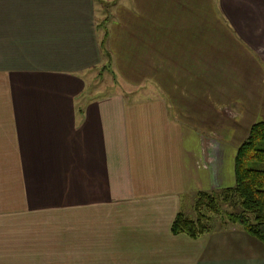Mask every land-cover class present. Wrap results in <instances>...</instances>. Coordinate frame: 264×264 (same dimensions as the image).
<instances>
[{"label":"crops","instance_id":"0c3cea01","mask_svg":"<svg viewBox=\"0 0 264 264\" xmlns=\"http://www.w3.org/2000/svg\"><path fill=\"white\" fill-rule=\"evenodd\" d=\"M260 121L264 0H0V264H264L170 228Z\"/></svg>","mask_w":264,"mask_h":264},{"label":"trees","instance_id":"16d2710c","mask_svg":"<svg viewBox=\"0 0 264 264\" xmlns=\"http://www.w3.org/2000/svg\"><path fill=\"white\" fill-rule=\"evenodd\" d=\"M220 201L237 207L229 217L264 244V121L254 123L238 147L234 185L197 192L192 204L194 217L177 212L171 222V231L184 232L191 237L209 231L208 213H218Z\"/></svg>","mask_w":264,"mask_h":264},{"label":"rangeland","instance_id":"374dc122","mask_svg":"<svg viewBox=\"0 0 264 264\" xmlns=\"http://www.w3.org/2000/svg\"><path fill=\"white\" fill-rule=\"evenodd\" d=\"M103 9L105 10V4L103 5ZM85 80L86 88L84 94H82V97L85 99L94 95L111 93L118 87V81L114 77L112 70H109L108 66H103V64L93 70L92 75L86 77ZM88 91L89 93H87ZM192 204L183 208V212L189 217H194ZM219 209L220 211L218 213H208V223L210 224L211 229L217 231L219 229H229L232 226L240 227L237 221H234L231 217H229L237 211V207L232 206L226 201H220Z\"/></svg>","mask_w":264,"mask_h":264}]
</instances>
